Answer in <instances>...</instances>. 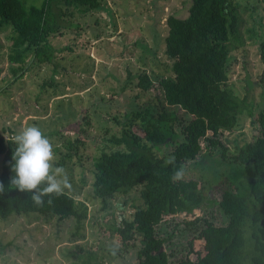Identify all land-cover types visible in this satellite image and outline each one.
Masks as SVG:
<instances>
[{"label": "trees", "instance_id": "obj_1", "mask_svg": "<svg viewBox=\"0 0 264 264\" xmlns=\"http://www.w3.org/2000/svg\"><path fill=\"white\" fill-rule=\"evenodd\" d=\"M36 2L0 0V27L11 28L6 60L14 81L33 65L53 63L55 48L49 37L63 34L67 25H73L66 18L71 15L70 6L92 11L101 7L103 0ZM232 5L231 0H190L186 17L165 18L164 53L172 60L173 76H159L155 82L144 71L134 76L135 87L142 92L155 83L160 102L154 106L146 101L125 112L118 134L110 138L116 147L101 150L92 162L91 197L100 202L102 210L111 208L116 195L125 196L133 189L138 192V204H132L133 210L126 213L121 208L107 229L120 248L133 253L136 264H264V110L250 121L259 127V134L250 141L234 143V150L226 154L219 138L220 130L233 128L237 115L246 107L227 87L231 66L228 61H234V56L226 40L237 26ZM258 47L264 84V33ZM176 109L184 112L186 121L184 114L176 117ZM248 115H252L250 110ZM3 130L0 183L5 190L0 193V218L6 219L12 213L72 217V235H78L86 206L70 193L45 196L44 204L37 206L30 193L10 186L16 147L12 138L16 132L4 137ZM80 139L76 136L64 140L66 157L79 156L78 150L84 144ZM166 143H172L170 151L158 156L155 147ZM202 147L219 150L223 159L250 168L249 194L240 193L236 185L226 181L218 200L226 222L214 225L203 219L185 239L184 246L175 249L174 239L184 237L187 226H196L200 218L193 211L208 198L210 188L183 177L184 165ZM177 172L182 173L179 179L174 178ZM194 240L201 241L199 250L194 249Z\"/></svg>", "mask_w": 264, "mask_h": 264}, {"label": "rangeland", "instance_id": "obj_2", "mask_svg": "<svg viewBox=\"0 0 264 264\" xmlns=\"http://www.w3.org/2000/svg\"><path fill=\"white\" fill-rule=\"evenodd\" d=\"M231 2L237 26L226 40L234 56V61H228L227 87L246 107L237 115L233 128L219 132L226 154L234 150V143L241 145L259 134L257 124L250 121L264 110L263 64L258 47L264 33V0ZM189 4L190 0H103L101 7L86 12L70 6L71 15L66 18L73 25H67L65 33L49 37L55 48L53 63L33 65L16 81L6 60L11 28L1 25L0 130L4 128L2 134L9 137L10 132L17 134L26 126L41 129L53 144L55 167L64 169L71 185L64 191L86 206V217L79 224L78 235H72V217L12 213L0 218V264H136L133 253L120 248L107 229L108 222L123 209L126 213L133 210L138 192L133 189L125 196L116 195L111 208L102 210L100 202L91 197L92 162L101 150L116 147L110 138L118 134L125 112L146 101L154 106L160 102L157 85L142 92L135 87L134 76L144 71L154 82L159 76H173L172 60L164 53L165 18L186 17ZM175 114L180 118L184 112L176 109ZM183 118L187 120L185 114ZM76 136L84 142L79 156L66 157L64 140ZM170 144L156 146L157 155H167ZM184 170L183 177L196 179L210 189L208 198L193 211L200 218L196 226H187L184 237L174 239L175 249L184 246L203 219L214 225L226 222L218 208L226 181L246 195L252 176L247 166L223 159L219 150L205 147L184 165ZM201 245V241H193L194 249Z\"/></svg>", "mask_w": 264, "mask_h": 264}, {"label": "clouds", "instance_id": "obj_3", "mask_svg": "<svg viewBox=\"0 0 264 264\" xmlns=\"http://www.w3.org/2000/svg\"><path fill=\"white\" fill-rule=\"evenodd\" d=\"M16 147L12 159L10 186L20 192L30 193L37 206L44 204V197L59 195L65 188H71L64 169L55 167L56 156L50 139L37 126L22 128L13 138ZM182 173L177 172L175 179ZM0 183V193L4 192ZM51 203V200H49Z\"/></svg>", "mask_w": 264, "mask_h": 264}]
</instances>
